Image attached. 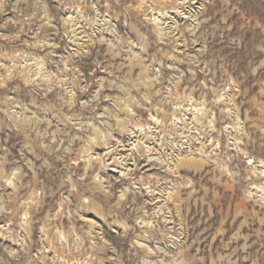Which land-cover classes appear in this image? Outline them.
Masks as SVG:
<instances>
[{"label":"rangeland","instance_id":"374dc122","mask_svg":"<svg viewBox=\"0 0 264 264\" xmlns=\"http://www.w3.org/2000/svg\"><path fill=\"white\" fill-rule=\"evenodd\" d=\"M0 264H264V0H0Z\"/></svg>","mask_w":264,"mask_h":264}]
</instances>
